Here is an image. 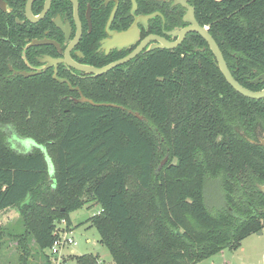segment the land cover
Masks as SVG:
<instances>
[{
	"label": "trees",
	"instance_id": "16d2710c",
	"mask_svg": "<svg viewBox=\"0 0 264 264\" xmlns=\"http://www.w3.org/2000/svg\"><path fill=\"white\" fill-rule=\"evenodd\" d=\"M136 1L152 10L153 0ZM188 1L232 76L262 89L251 80L264 71V0ZM183 44L80 86L110 106L74 102L48 74H12L18 50L0 39V212L19 206V264H30L29 236L51 264L44 251L56 224L64 219L69 230V212L90 203L100 210L89 224L113 264H198L264 230V98L235 91L205 43L202 51ZM7 129L36 146L13 149ZM209 185L223 197L212 208ZM77 261L100 264L93 255Z\"/></svg>",
	"mask_w": 264,
	"mask_h": 264
},
{
	"label": "flooded vegetation",
	"instance_id": "af4514ba",
	"mask_svg": "<svg viewBox=\"0 0 264 264\" xmlns=\"http://www.w3.org/2000/svg\"><path fill=\"white\" fill-rule=\"evenodd\" d=\"M181 1L153 0L147 5L148 9L151 7L152 10L144 12L135 0L136 8L132 13L131 0H76L75 17L72 0H31L29 10L28 0H0V39L9 40L18 50V68L13 70L12 74H20L16 71L40 70L35 75L43 73L52 78L55 71L57 77L66 79L69 83L62 84H66L70 92L76 94L68 96L77 102L75 99L84 96L80 86H89V80L100 75L78 70L66 63V49L72 61L101 67L123 58L145 41L146 44L133 58L118 65L127 69L129 62L140 55L161 49H149L151 45L160 43L153 37L174 42L179 38L178 32L191 25L183 19L188 8ZM185 3L192 6L188 0H185ZM114 7L115 11L111 17ZM154 12L157 14L147 18L145 23L141 20L135 21L139 16ZM193 18L197 22L195 14ZM133 24L136 31L129 40L114 39L115 35L128 31ZM196 40L200 46L196 45ZM182 43L201 51L205 45L208 47L206 41L193 31L186 32L182 40L171 49L178 48Z\"/></svg>",
	"mask_w": 264,
	"mask_h": 264
},
{
	"label": "rangeland",
	"instance_id": "374dc122",
	"mask_svg": "<svg viewBox=\"0 0 264 264\" xmlns=\"http://www.w3.org/2000/svg\"><path fill=\"white\" fill-rule=\"evenodd\" d=\"M9 130L7 129V134H9L13 149L26 153L34 145L36 146L32 140L19 138L12 130ZM45 159L48 173L51 176L53 173L51 159L47 154H45ZM205 201L210 208H212L211 204L217 206L223 202V197L217 186L209 185L206 187ZM99 210V205L90 203L69 212L70 229L67 235L72 237L75 244L62 251L65 256L63 259L65 264H79L77 257L83 254L96 256L100 264H113L106 246L99 242L97 230L95 227L90 226L88 221V218ZM58 224L60 227H64L61 226L60 222ZM23 230L24 226L19 206H13L0 212V264H19L22 247L21 243H18L16 235ZM26 245L29 250L28 262L30 264H44L42 253H37L36 246L30 236L26 241ZM44 252L48 253L47 250ZM49 259L50 263H53V260ZM198 264H264V230L260 234L256 232L246 236L237 249L225 248Z\"/></svg>",
	"mask_w": 264,
	"mask_h": 264
},
{
	"label": "water",
	"instance_id": "95a60500",
	"mask_svg": "<svg viewBox=\"0 0 264 264\" xmlns=\"http://www.w3.org/2000/svg\"><path fill=\"white\" fill-rule=\"evenodd\" d=\"M132 1V8H131V12L133 13L135 8H136V3L135 0H131ZM31 0H28L27 3V10H29V5H30ZM73 4H74V13H75V17H77V2L76 0H72ZM181 3L183 5H185L188 8V11L186 13V15L183 17V19L185 21H189L191 23V25L184 27L183 29H181L178 32V40L174 41V42H169L163 38L160 37H153L156 38L157 40L160 41L159 44H154L151 45L149 49L152 48H174L183 38V36L186 34V32L189 31H193L198 33L207 43L208 48L210 49V51L213 54L214 60H215V64L218 67L219 71L221 72V74L223 75V77L225 78L226 82L238 93H240L241 95L248 97V98H253V99H261L264 98V87L262 89L259 90H252L249 89L243 85H241L231 74L230 70L227 67L226 61L224 60V57L222 55V52L219 48V46L217 45L216 41L214 40V38L212 37V35L209 33L208 28L206 26H202L199 25L195 19L193 18L194 15V8L192 6H188L185 3V0H182ZM115 11V7L112 11L111 17L113 16ZM157 13H151L148 15H144V16H139L137 18H135V21L137 20H141V22H146V19L149 17H153L155 16ZM27 16L32 19V17L30 15L27 14ZM134 21V22H135ZM135 24H133L128 31L124 32L122 35H115L114 39L118 40H129V38L131 36H134V32H135ZM146 44L145 41H143L136 49H134L131 53H129L128 55L124 56L123 58H120L118 60H115L113 62H110L104 66L101 67H94V66H89V65H82V64H78L74 61H72L69 56H68V50L66 49L65 51V59L64 61L66 63H68L69 65H71L72 67L81 70V71H85V72H90L93 73L94 75H101L107 71H109L110 69L125 63L126 61L130 60L131 58H133L142 48L143 46ZM40 70L36 71V72H26V71H16V73H20L22 76L24 77H28V76H32L35 75L37 73H39ZM52 78L54 80H56L59 83H64L67 82L66 79H62L56 76L55 71L54 74L52 75ZM259 81L264 82V71L260 74H258L256 77H254V79L251 80V82L253 84H257ZM68 83V82H67ZM69 85V83H68ZM71 88V87H70ZM75 101L77 102H88L90 104H97V105H101V104H109L110 106H116L115 104L112 103H95L93 102L91 99L86 98L85 96H80L78 99H75ZM135 116H137L140 119H143V117L141 115H139L138 113H134ZM260 144L264 145V138L261 139ZM166 161V157L162 160L161 164H164ZM259 189L264 193V185L260 186ZM262 231L259 230L258 233L260 234Z\"/></svg>",
	"mask_w": 264,
	"mask_h": 264
},
{
	"label": "built area",
	"instance_id": "2783aa9c",
	"mask_svg": "<svg viewBox=\"0 0 264 264\" xmlns=\"http://www.w3.org/2000/svg\"><path fill=\"white\" fill-rule=\"evenodd\" d=\"M99 212V211H98ZM61 226L57 223L54 231V239L48 248V255L49 258L53 260L51 264H65L63 259L65 256L63 255L62 251H64L70 245L75 244L72 237L68 236V230L65 228V220H60Z\"/></svg>",
	"mask_w": 264,
	"mask_h": 264
}]
</instances>
